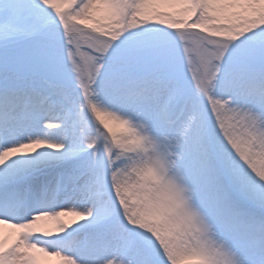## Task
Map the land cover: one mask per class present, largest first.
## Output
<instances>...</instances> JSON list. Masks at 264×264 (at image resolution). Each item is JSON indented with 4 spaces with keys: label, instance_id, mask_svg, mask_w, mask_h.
Returning <instances> with one entry per match:
<instances>
[{
    "label": "rangeland",
    "instance_id": "374dc122",
    "mask_svg": "<svg viewBox=\"0 0 264 264\" xmlns=\"http://www.w3.org/2000/svg\"><path fill=\"white\" fill-rule=\"evenodd\" d=\"M119 1L0 0V264H264V0Z\"/></svg>",
    "mask_w": 264,
    "mask_h": 264
},
{
    "label": "bare ground",
    "instance_id": "6f19581e",
    "mask_svg": "<svg viewBox=\"0 0 264 264\" xmlns=\"http://www.w3.org/2000/svg\"><path fill=\"white\" fill-rule=\"evenodd\" d=\"M90 5H91V7H93L96 10H98L99 12L101 10H103L104 13L105 12L106 13H108V12L111 13V12H116V11H119V12L120 11H123V8L121 9V6H123V4L119 0H90ZM118 9H120V10H118ZM101 13H102V11H101ZM9 100L11 101V103H13L12 102V99H9ZM41 110H43V109L41 108L40 111ZM40 111L37 110V109L34 110L33 113H32V117L34 115L36 116L38 113H40ZM41 114H42L41 116H45L46 115L45 117H47L49 113L47 112L46 114L45 113H41ZM101 115H102V112H101ZM6 116H8V115L6 114V115H3V116L0 117V128H1V130L2 129H5V130L8 131V129L13 128V124L11 122L10 125L8 126V123L10 122L11 119H7L6 120V118H3V117H6ZM50 117H51V115H50ZM33 118L35 120V117H33ZM43 121H44V118H41V119H39L38 121L35 122L36 127L38 129H40V130L42 128V127H40V125L43 123ZM119 128L121 129V126ZM38 133H41V131H39ZM1 134H2V137L3 138H6L5 136H8L7 135L8 134L7 132H1ZM258 136L259 137H263V135H258ZM50 139L51 138H48V137H46L44 135H37V138L34 141H27V142H24L23 141L21 143L12 144V145L7 143V145L5 146V149L3 150L2 155L0 156V180L5 179V177L8 176L7 174H9V172H11V170L13 169L12 166H11V162L9 161V158H13L12 161H14V158L15 157H13V156H18L17 158L20 159L19 161H21V163L23 165H27L30 162V159H33L32 158L33 156H37L40 153H42V154L43 153L44 154H49L50 153L49 150H46L47 149V146L52 145L51 143H54V141H51ZM120 144L123 146V144L121 142H120ZM32 147H35V148L33 149ZM16 150H20V151L19 152H16ZM3 154H4V156H3ZM7 154H13V155H9V156L6 157ZM18 191H19V189L16 190L17 195H15L16 196L15 200L20 196V194H19L20 192H18ZM13 193H14L13 191L4 192V197L5 198H11L10 196H12ZM47 198H48V195H47ZM13 201L12 200H8V199H6L5 201H1L0 200V204H6V205H8V204L13 203ZM22 214H23V211L21 210L19 212V215H20L19 217H20L21 220H22L23 217H25ZM1 218L2 219L3 218L4 219H7V218H9V216H7V214L4 213V212L3 213L0 212V219ZM40 219L42 220L43 218H40ZM55 220H56L55 218L54 219H51V218L48 217L46 219V225H44V227L50 226V225L54 224ZM0 222H1L0 223V227L6 229L3 232H0V239H1L0 240V250L2 248H4L5 246H7L6 245L7 239H8L7 238L8 237L7 235H8V232L9 231L12 232V230H15V229L17 230V229H21V228L31 227L33 225V223H34V221H32L29 224H27V223H20V220H19L18 222L15 221L14 223H11L9 225V226H11V228H8V227H5L3 225V222L1 220H0ZM52 227H54V226H50V229ZM236 239H239L241 241L247 242L250 245H253L254 244L255 246L261 247L260 246V243L255 242V240L253 238H249V237H246L245 236V238H243V237H241V238L240 237H237ZM20 242H21V244H23V247H19L18 248V252L16 253V256L15 257H20V260H19V263L20 264H31V262L33 261V258L31 256V252L38 254V251H36L35 246L29 245L28 243H25L23 241H20ZM69 242H71V241H69ZM73 242H74V240H73ZM237 246H235L233 248H227V249L234 250V248H236V249L238 248ZM261 249L263 250V247H261ZM1 252H7L6 254H10L11 250L1 251ZM245 252L252 254V252H248V251H245ZM251 254H248V255L250 256ZM58 258H59V262L60 263L63 262V264H70V263H68L67 258H60V256ZM49 259H53L54 260V257L53 256H50Z\"/></svg>",
    "mask_w": 264,
    "mask_h": 264
}]
</instances>
